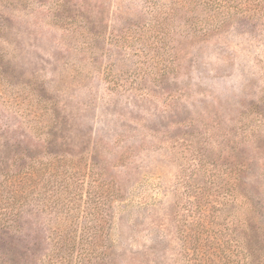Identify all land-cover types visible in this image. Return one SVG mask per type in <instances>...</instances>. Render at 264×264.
Returning <instances> with one entry per match:
<instances>
[{"label":"rangeland","instance_id":"rangeland-1","mask_svg":"<svg viewBox=\"0 0 264 264\" xmlns=\"http://www.w3.org/2000/svg\"><path fill=\"white\" fill-rule=\"evenodd\" d=\"M204 1L0 0V178L33 171L0 264H46L59 223L94 214L109 264H186L181 221L222 187L214 229L249 207L264 251V16L217 27ZM90 161L82 189L58 174Z\"/></svg>","mask_w":264,"mask_h":264},{"label":"trees","instance_id":"trees-1","mask_svg":"<svg viewBox=\"0 0 264 264\" xmlns=\"http://www.w3.org/2000/svg\"><path fill=\"white\" fill-rule=\"evenodd\" d=\"M204 3L208 7V19L213 21L217 27L224 22L222 16L225 15L264 16V0H207ZM241 3L245 8L241 7ZM1 147L0 153H2ZM31 166L25 165L0 178V191L5 192V195H0V228L17 229L18 215L28 198L26 185H29L33 178ZM232 169L234 170L229 167L225 176H228ZM77 170L81 171L82 178H80V174L76 173ZM234 172L235 178L238 180L239 169H235ZM58 174H64V178L69 181L68 185L82 189L86 182L84 174L92 175V162L85 163L83 166L71 165L69 170L62 165L58 168ZM90 184H92L91 180ZM112 189L111 196H118V188ZM218 192H222V194L217 206L214 203L208 206L207 201H198L197 204H194L192 212H196L197 215L191 214L196 216V221L194 220V225L197 227L195 233H187L189 227L185 226L184 220H180L182 226L184 225L181 234L182 248L185 249L183 257H186V264H264L263 249L261 252V249L255 248L258 242H254L250 232L248 233L249 215L251 214L249 207L245 209L243 217L237 220L238 229L235 231L232 229L235 232L232 238L222 239L220 232L214 229L215 211L230 202V199L236 201V193L231 188L222 187ZM204 199H207L205 195ZM207 210L209 212H206ZM254 220L258 221L255 217ZM104 223L105 221L101 220V216L98 214H94L85 221L60 222L58 228H55L52 252L47 258L46 264H109L110 245L106 243L108 240H106L104 232ZM230 242L236 246L235 257H232L233 252H226L223 249V244Z\"/></svg>","mask_w":264,"mask_h":264}]
</instances>
